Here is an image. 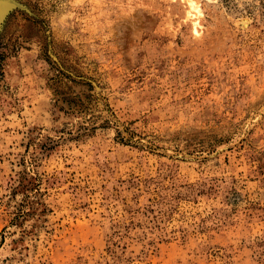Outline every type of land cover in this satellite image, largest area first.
Segmentation results:
<instances>
[{
	"label": "rangeland",
	"instance_id": "1",
	"mask_svg": "<svg viewBox=\"0 0 264 264\" xmlns=\"http://www.w3.org/2000/svg\"><path fill=\"white\" fill-rule=\"evenodd\" d=\"M9 1L0 264H264V0Z\"/></svg>",
	"mask_w": 264,
	"mask_h": 264
},
{
	"label": "water",
	"instance_id": "2",
	"mask_svg": "<svg viewBox=\"0 0 264 264\" xmlns=\"http://www.w3.org/2000/svg\"><path fill=\"white\" fill-rule=\"evenodd\" d=\"M9 3H10L9 0H0V23H1L2 19L4 18L5 13L10 6Z\"/></svg>",
	"mask_w": 264,
	"mask_h": 264
},
{
	"label": "bare ground",
	"instance_id": "3",
	"mask_svg": "<svg viewBox=\"0 0 264 264\" xmlns=\"http://www.w3.org/2000/svg\"><path fill=\"white\" fill-rule=\"evenodd\" d=\"M191 7L196 9V10L199 9V6L196 3H194V2H191Z\"/></svg>",
	"mask_w": 264,
	"mask_h": 264
}]
</instances>
